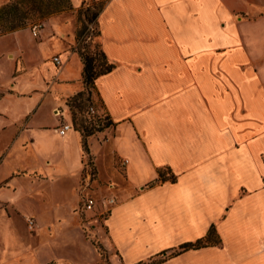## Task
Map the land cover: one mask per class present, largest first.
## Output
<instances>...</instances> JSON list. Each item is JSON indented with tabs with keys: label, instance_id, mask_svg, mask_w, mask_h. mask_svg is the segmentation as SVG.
<instances>
[{
	"label": "crops",
	"instance_id": "crops-1",
	"mask_svg": "<svg viewBox=\"0 0 264 264\" xmlns=\"http://www.w3.org/2000/svg\"><path fill=\"white\" fill-rule=\"evenodd\" d=\"M69 1L80 8L87 0ZM100 1V45L115 68L95 82L97 111L111 122L97 136L108 137V168L124 180L107 187L109 210L93 230L109 263H149L214 226L220 245L160 264H264V0ZM53 41L0 53V200L11 205L55 201L56 189L75 186L86 165L67 105L84 90L82 63ZM64 124L73 128L61 136ZM97 136L88 142L96 161ZM116 158L128 161L124 174ZM163 168L174 182L158 181ZM53 215L38 219L45 240L19 252L2 248L0 264H69L63 256L75 221L66 226ZM82 247L77 264L101 260Z\"/></svg>",
	"mask_w": 264,
	"mask_h": 264
},
{
	"label": "rangeland",
	"instance_id": "rangeland-1",
	"mask_svg": "<svg viewBox=\"0 0 264 264\" xmlns=\"http://www.w3.org/2000/svg\"><path fill=\"white\" fill-rule=\"evenodd\" d=\"M102 3L104 5V2L100 0H87L80 8H74L66 0H23V2L22 0H0V10H3L0 13V45L3 47L0 53L3 49L17 50L19 45L32 47L50 38L54 40V43L58 42L64 47L65 56L74 54L80 58L82 63L80 82L83 85L82 92L84 94L81 97H77V95L71 97L68 99L67 105L76 130L83 134L85 127L93 128L94 134L90 138L110 128L106 126L108 118L101 112H98L95 118H88L87 110L90 106L96 107L97 95L94 85H86L83 77L85 65L82 56L92 60L90 66L92 76H96L104 70L98 17L95 16ZM55 4L64 6L66 10L46 15L47 12L53 10ZM39 23L45 24V29L38 38H33L32 28ZM12 27L15 29L11 30ZM27 52L29 53V51ZM75 104H81L82 110L75 109L73 107ZM90 138L87 139V144ZM97 139L93 148L99 160H94L95 157L90 154L89 150V154L86 153L87 156L84 160L86 165L80 179L75 186H72L73 188L67 187L63 194L57 188L55 201H49L45 197L38 200L31 197L18 200L20 207L16 203H13L12 206L11 202L0 200V250L4 248L19 252L21 249L39 245L49 236L39 221L43 224L53 221V213L56 211L57 215L63 219V225L71 226L75 221L74 228L70 231L74 240L68 244L63 256L69 264H77L82 258V254L85 253L82 251L84 243L89 247L90 251L88 252L92 254L94 252L101 256L100 261H92L90 264H110L108 255L93 230L100 224L96 222L97 218H101V213H104L102 218L105 217L108 210L102 204L103 198H107L108 195L107 187L116 182L120 188H123L124 180L121 176L114 177V171L108 168V159L104 149V142L108 140V137L103 139L97 136ZM124 161V159L116 158V167L121 174H124ZM17 166L16 162L8 164L1 174L9 172ZM88 173L91 175V180L86 188ZM108 173L111 178H108ZM19 176H23V173ZM32 187L30 183H27L28 191H31ZM46 188L48 189V187ZM86 198H91L96 202L92 211H82ZM115 198L117 199V197ZM37 210H41L44 215L41 214L37 218L36 213L28 212ZM29 220L34 221V230L29 228ZM47 264L56 263L53 260Z\"/></svg>",
	"mask_w": 264,
	"mask_h": 264
},
{
	"label": "trees",
	"instance_id": "trees-1",
	"mask_svg": "<svg viewBox=\"0 0 264 264\" xmlns=\"http://www.w3.org/2000/svg\"><path fill=\"white\" fill-rule=\"evenodd\" d=\"M66 1L70 2L69 0H66ZM22 2H23V0H22ZM103 6L104 5L102 3V5L98 9L97 13H95L96 17H99V14H100ZM65 10L66 9L64 6H62L60 4H55L53 7V10L51 12L50 11L47 12L46 15H49V14L51 15L54 13L63 12ZM2 11L3 10H0V13ZM14 29H15V27L11 28V30H14ZM102 56H103V68H104V70H103V72H101L100 74H97L96 76H92L90 73L91 72L90 66L92 64V60L89 57L82 56V60H83L84 65H85L83 77H84V83L86 85L93 84L94 87L96 88V86H95L96 80L100 76H103V75H106V74L112 72V70L115 68V65L108 61V59L106 58L103 51H102ZM83 94H84L83 92H80L77 94V97H81V96H83ZM88 101H90V99H88ZM73 107L75 109H79V110H82V108H83L81 104H75ZM106 126H109V127L111 126V122L109 121V119H108ZM93 134H94L93 128L89 129L88 127H85L83 129V134H82L83 135V145H84V150L87 154H89L87 139L90 138ZM158 175H159L158 181H162V182L172 181V182H174L176 180V176L173 174V172L169 168L160 169L158 171ZM218 245H220V239L216 233L215 227L213 226V227H211V229L209 230V232L207 233V235L203 239H200L194 243L184 244L181 247H179L176 251L172 252L170 255H167V252H166V253L161 254L158 258L151 260L149 263H141V264H160L170 257L177 256L181 253H184V252H187L190 250H199L202 248H206V247H210V246H218Z\"/></svg>",
	"mask_w": 264,
	"mask_h": 264
},
{
	"label": "built area",
	"instance_id": "built-area-1",
	"mask_svg": "<svg viewBox=\"0 0 264 264\" xmlns=\"http://www.w3.org/2000/svg\"><path fill=\"white\" fill-rule=\"evenodd\" d=\"M43 24L42 23H39V24H36L34 25V27L32 28V35L34 38H38L39 37V34H40V31L43 29ZM53 62L55 63L56 66H61L62 65V61L60 59V57H54L53 58ZM98 114V111H97V108L95 106H90L87 110V116L88 118H95ZM72 125L70 124H64L62 125L58 132L61 136H64L68 131L72 130ZM125 164L128 163L127 160L124 161ZM90 180V179H89ZM116 198H111L108 200V205L112 206L116 203ZM95 200L91 199V198H86L84 199V205H83V210L84 211H92L93 208L95 207ZM109 210V209H108ZM28 225H29V228L31 230H34V226H35V223L34 221L32 220H29L28 221Z\"/></svg>",
	"mask_w": 264,
	"mask_h": 264
}]
</instances>
